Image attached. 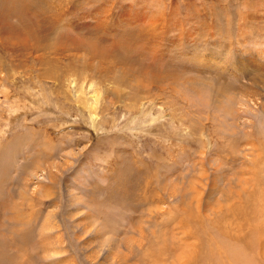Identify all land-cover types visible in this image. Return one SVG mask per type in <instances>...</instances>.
Segmentation results:
<instances>
[{
    "label": "rangeland",
    "instance_id": "rangeland-1",
    "mask_svg": "<svg viewBox=\"0 0 264 264\" xmlns=\"http://www.w3.org/2000/svg\"><path fill=\"white\" fill-rule=\"evenodd\" d=\"M0 66V252L264 264V0H0Z\"/></svg>",
    "mask_w": 264,
    "mask_h": 264
},
{
    "label": "bare ground",
    "instance_id": "bare-ground-1",
    "mask_svg": "<svg viewBox=\"0 0 264 264\" xmlns=\"http://www.w3.org/2000/svg\"><path fill=\"white\" fill-rule=\"evenodd\" d=\"M63 12V11H62ZM62 12H60V13H62ZM67 16V15H66ZM57 17V16H56ZM60 17H63V14H62V16H60ZM59 18H57V20H58ZM61 22V21H60ZM40 23V22H39ZM47 24V23H46ZM60 24V23H59ZM40 25V24H39ZM42 25V24H41ZM44 25V24H43ZM49 25V24H48ZM52 25V24H51ZM58 26V25H57ZM54 29V26L53 27H51V29ZM58 28V27H57ZM38 37V36H37ZM36 40V39H35ZM37 41V40H36ZM40 42V41H39ZM23 45H24V42H23ZM40 45V44H39ZM121 46V45H120ZM50 49V48H49ZM218 51V50H217ZM94 54H96V53H94ZM253 58V57H252ZM256 60V59H255ZM238 62V61H237ZM243 62V61H242ZM210 63V62H209ZM205 64V63H204ZM242 64V63H241ZM1 67V66H0ZM241 70V69H240ZM239 70V71H240ZM0 72H1V68H0ZM254 83L253 84H255L256 86L259 84V83H261L262 85H263V87H264V77H254ZM11 104H12V102H11ZM13 105H10V107L13 109V107H12ZM2 135H4V133H3V131L1 130L0 131V136H2ZM16 142V141H15ZM38 153V152H37ZM36 158V157H35ZM32 162V161H31ZM30 166V165H29ZM37 166H38V164H37ZM38 168H39V166H38ZM41 169V168H40ZM1 183V182H0ZM15 217V216H14ZM258 228V227H257ZM13 230V229H12ZM195 231V230H194ZM258 231V230H257ZM142 234V233H141ZM139 235H140V233H139ZM197 235V234H196ZM199 237V236H198ZM140 238V237H139ZM249 240V239H248ZM212 241L213 242H207V247H209L210 246V243L212 244V248H214V250L215 251H212V252H214V253H217L218 254V257H219V259H217V260H215V259H213L212 258V256L210 255V257H209V259H208V263H206V261H205V258L204 257H202V258H198V257H196L195 258V260H191L192 258H189V256L191 255V253L192 252H190V253H188V254H186V253H183V254H180V255H177L176 253V256H172V254H174L172 251H171V253L172 254H168V253H164V251H162L163 253L162 254H160V257H159V254H158V257L157 256H155V258H150V261H151V264H223L222 263V261L220 262V255H231L230 256V258L231 257H233L232 259H231V261L233 260V264H248V262H249V260H250V258H251V251H250V249H251V247H249V245H247L246 244V242L244 243V241L245 240H243V242H242V240H241V245H239V248H241V247H244V248H241L240 250H239V248H237L236 246H235V248L233 249V250H228L226 247H221L220 246V243H219V241L218 240H215V239H212ZM239 241V240H238ZM19 242V241H18ZM27 242V241H26ZM57 242V241H56ZM206 242V241H205ZM205 242H204V244H205ZM240 242V241H239ZM24 243H25V241H24ZM22 245V244H21ZM47 245V244H46ZM50 245V244H49ZM49 245L47 246V248H45L43 245H42V247H40V250H42V251H46L48 248H49ZM213 245H215V246H213ZM3 246V245H2ZM165 247V246H164ZM230 248V247H229ZM16 250H17V252L15 253V252H12L11 253V256L9 257V256H7L6 255V251H1L0 252V264H23V262H22V260H21V257L22 256H27V253H26V251L24 250V249H22V248H20V247H16L15 248ZM148 249V248H147ZM186 249V248H185ZM16 250H14V251H16ZM172 250H174V249H172ZM242 250H244V251H242ZM246 250V251H245ZM42 251H41V253H42ZM130 251V250H129ZM179 251V250H178ZM211 251H210V254H211ZM50 252V251H49ZM159 252V251H158ZM168 252V251H167ZM128 253V252H127ZM130 253V252H129ZM193 254V253H192ZM7 257H6V256ZM196 255H198V254H196ZM216 255V254H215ZM144 256V255H143ZM170 256H172V257H170ZM30 257V256H29ZM170 257V262H168L167 261V259ZM263 257V256H262ZM174 258V262L175 263H171V259H173ZM198 258V259H197ZM226 258V257H225ZM25 259V258H24ZM24 259H23V261H24ZM264 259V258H263ZM26 260V259H25ZM9 262V263H8ZM63 262V261H62ZM141 263H143V262H141ZM231 264V263H230Z\"/></svg>",
    "mask_w": 264,
    "mask_h": 264
}]
</instances>
